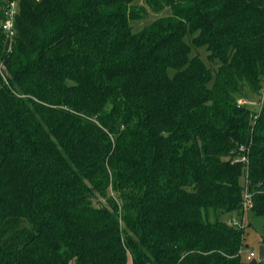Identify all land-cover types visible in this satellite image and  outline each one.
I'll return each instance as SVG.
<instances>
[{
    "label": "trees",
    "instance_id": "1",
    "mask_svg": "<svg viewBox=\"0 0 264 264\" xmlns=\"http://www.w3.org/2000/svg\"><path fill=\"white\" fill-rule=\"evenodd\" d=\"M13 1L0 264H246L217 212L248 194L264 215V95L258 113L237 101L264 81V0H144L171 14L138 32L135 0H19L9 38ZM111 185L122 204L96 205Z\"/></svg>",
    "mask_w": 264,
    "mask_h": 264
},
{
    "label": "rangeland",
    "instance_id": "2",
    "mask_svg": "<svg viewBox=\"0 0 264 264\" xmlns=\"http://www.w3.org/2000/svg\"><path fill=\"white\" fill-rule=\"evenodd\" d=\"M19 0H15V13L17 11ZM134 5L137 9L142 10L141 17L135 20L131 21V27L133 32H138L144 27H146L149 23H151L153 20L164 17L169 14H171V8L170 7H164L161 10L153 11L151 10L145 3L144 0H135ZM192 38L193 35H187L185 37V41L190 44L191 46V53L190 56H198L200 57L204 63L212 70V73L214 74L215 70L217 69L219 63L217 61H210L207 57L208 51L206 50L205 46L196 47L192 44ZM1 65V64H0ZM173 73V70L170 71V74ZM212 81H210L209 86H211ZM241 96L237 98V101L240 104H244L248 108H250L254 113H258L263 101V95H264V81L261 84V88L259 92H252L248 90L247 88H244V90L241 92ZM242 183L245 181V178L242 177L240 180ZM244 184V183H243ZM122 192L121 190L115 189L113 185L108 186L105 191L103 197H98L95 201L96 205L104 204L106 199L111 198L114 201L119 203V206L122 204ZM218 217L229 223L231 226L243 228V246L240 251V258L241 261L247 263L249 261H246V255L249 251L255 252V258L258 257V248L262 243V236L264 235V215H256L253 211L248 209L242 210L239 214H225L220 211L217 212ZM213 213H210V220H214ZM236 222L237 225H234L233 222ZM124 223L122 226L124 227ZM126 234H131L130 231L126 230ZM125 234V235H126ZM264 245V244H263ZM131 264V260L128 262ZM70 264H74L73 262ZM258 264H264V259L261 261H258Z\"/></svg>",
    "mask_w": 264,
    "mask_h": 264
},
{
    "label": "built area",
    "instance_id": "3",
    "mask_svg": "<svg viewBox=\"0 0 264 264\" xmlns=\"http://www.w3.org/2000/svg\"><path fill=\"white\" fill-rule=\"evenodd\" d=\"M15 15V3L14 1L10 3L9 7L7 8L6 12H5V16L6 19L2 22V28L4 29V31L6 32L7 36L9 38H12V36L14 35V29H13V17ZM242 161H246L245 157L241 158ZM250 195L245 194L244 198V207H250L251 203L249 200ZM234 225H237V223L234 221L233 222ZM255 257V252L254 251H249L248 254L246 255V261H250L252 258Z\"/></svg>",
    "mask_w": 264,
    "mask_h": 264
},
{
    "label": "water",
    "instance_id": "4",
    "mask_svg": "<svg viewBox=\"0 0 264 264\" xmlns=\"http://www.w3.org/2000/svg\"><path fill=\"white\" fill-rule=\"evenodd\" d=\"M264 259V245L261 244L258 248V257L257 259L254 257L246 264H258V261H261Z\"/></svg>",
    "mask_w": 264,
    "mask_h": 264
}]
</instances>
